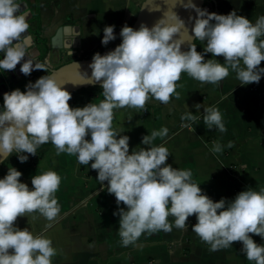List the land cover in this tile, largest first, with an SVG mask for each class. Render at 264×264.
I'll use <instances>...</instances> for the list:
<instances>
[{
  "label": "clouds",
  "instance_id": "obj_1",
  "mask_svg": "<svg viewBox=\"0 0 264 264\" xmlns=\"http://www.w3.org/2000/svg\"><path fill=\"white\" fill-rule=\"evenodd\" d=\"M177 3L197 13L189 18L194 20L191 35L206 42L203 53L194 43L182 51L185 40L180 33L186 25L173 11ZM172 5L152 27L142 23L137 30L125 24L119 34L122 42L105 55L97 52L93 56L90 81L102 88L104 99L99 103L73 108L69 104L72 94L54 73L29 82L26 91L4 93L0 157L7 159L15 152L25 163L29 155H37L38 147L51 142L57 155H74L82 165L91 162L101 190L113 194L118 206H126L113 213L120 217L118 234L125 247L145 232H171L170 216L177 229H186L189 217L195 216L192 231L210 245V251L241 242L247 260L264 264V244L252 238L254 234L264 239V188L256 191L249 187L232 200L214 201L192 180L190 170L167 163L170 153L165 146L153 145L157 137L168 135L167 127L145 135L142 144L148 147L138 146L131 154L130 137L113 128L114 109H145L150 98L162 104H168L173 96L179 99L176 87L182 73L201 83L219 84L231 69L241 86L259 83L264 76V67H260L264 61V16L253 24L235 10L227 15L208 12L193 0H172ZM149 11L161 8L157 4ZM28 15L18 0H0V52L4 53L0 69L5 72L14 71L21 61L20 71L25 76L34 70L48 72L27 53L30 35L23 34L30 27ZM114 29L115 25L104 28L103 45L116 39ZM208 53L213 58L205 60ZM72 55L71 50L69 57ZM220 56L224 63L214 59ZM83 75L87 77V73ZM195 107L199 112L202 105ZM203 107L206 128L226 132L219 110ZM197 118L188 111L181 120ZM212 151L221 152L222 148L215 144ZM21 176L22 172L10 167L0 179V264H52L56 255L52 241L28 228L21 230L16 221L37 212L48 221L54 220L60 212L55 193L61 177L51 170L34 175L29 188Z\"/></svg>",
  "mask_w": 264,
  "mask_h": 264
},
{
  "label": "crops",
  "instance_id": "obj_2",
  "mask_svg": "<svg viewBox=\"0 0 264 264\" xmlns=\"http://www.w3.org/2000/svg\"><path fill=\"white\" fill-rule=\"evenodd\" d=\"M19 1L23 2L21 10L29 12L30 27L25 35H30L31 41L27 53L49 70L67 60L69 49H74L77 56L83 53L85 57L87 52L96 54L105 47L102 39L106 26L115 25L116 34V39L108 45L120 41L122 27L133 23L143 0ZM215 1L224 15L235 10L253 24L264 16V0ZM60 26L66 27L62 35L64 45L71 46L53 48L52 38ZM205 45V41L197 44V51L203 53ZM212 58L211 53L205 55V60ZM27 59L25 56L24 60ZM214 59L224 63L222 56ZM260 67H264V61ZM17 72L19 78L10 81L6 88L0 86V98L6 92L26 88L29 82L47 73L34 70L25 76L20 69ZM101 92L100 86L71 91L69 104L76 108L99 103L104 99ZM176 92L179 99L173 96L168 104L150 98L145 109H114L113 128L130 137V154L138 146L148 147L142 144V138L149 135L148 129H155L154 121L162 118V127H167L169 132L163 139L154 140L153 145L165 146L170 153L167 163L190 170L192 180L214 201L232 200L249 187L256 191L264 188V76L259 83L241 86L231 69L219 84L201 83L182 73ZM197 104L202 105L199 112ZM203 106L219 110L226 132L206 128ZM158 108L161 109L158 111ZM188 111L198 118L182 121L181 117ZM229 143L232 147H228ZM215 144L221 146V152L212 151ZM90 164L82 165L76 156L67 153L57 155L51 143L41 147L37 155L24 164L15 152L0 162V179L10 167L18 170L23 166L20 179L29 188H32L34 175L51 170L61 177L55 193L60 212L54 220L48 221L37 212L16 221L21 230L28 228L34 235L42 234L52 241L56 249L52 264H255L241 251V242L227 249L210 251V245L192 231V225L197 223L195 216L189 217L186 229H177L170 216L171 232H145L133 244L123 246L118 234L120 217L113 213L126 206H118L113 194L101 190L98 173ZM252 238L264 244L260 236L252 234Z\"/></svg>",
  "mask_w": 264,
  "mask_h": 264
},
{
  "label": "water",
  "instance_id": "obj_3",
  "mask_svg": "<svg viewBox=\"0 0 264 264\" xmlns=\"http://www.w3.org/2000/svg\"><path fill=\"white\" fill-rule=\"evenodd\" d=\"M186 2L187 0H185V3ZM193 2L199 8L202 7L203 0H193ZM18 3H20L22 7L23 2L18 0ZM157 4L160 6L161 11H149V9L154 8ZM172 6V0H167V2L166 0H143L139 6L135 20L130 25V27L138 30L142 23L146 24L148 27H152L156 22H158L159 19L163 17V13L165 11H170L172 9ZM173 11H175L185 21L186 27L181 30L180 36L185 40L184 45H182V51H188L189 44L193 43L194 40V35H191V29L194 26V20H190L189 18L197 16V13L193 9H185L179 3H177ZM65 28L66 27L64 26H60L57 29L55 36L52 38L53 48H59L60 46H71L69 43L64 45V41L62 40V35ZM121 42L122 38L117 43L105 46L98 52L101 55H105L108 52L113 51ZM71 50L73 52L71 57L68 56L65 62L50 68L48 72L42 76L48 75V73H54L58 82L61 83L62 87L69 92L91 86H100L99 83L90 81L92 70L89 68V64L92 62V58L95 54L91 56L78 57L75 54L74 49H69L68 55ZM3 58L4 53L0 52V59ZM22 63L23 61H21V64L17 65L14 71L5 72L3 69H0V80L2 81L0 84L1 87L6 88L10 81L20 77L17 71L20 69ZM84 73H87V77L83 75ZM26 90L27 88L24 91ZM4 159V157H0V162Z\"/></svg>",
  "mask_w": 264,
  "mask_h": 264
},
{
  "label": "trees",
  "instance_id": "obj_4",
  "mask_svg": "<svg viewBox=\"0 0 264 264\" xmlns=\"http://www.w3.org/2000/svg\"><path fill=\"white\" fill-rule=\"evenodd\" d=\"M216 13L217 14H221V15H224L222 12H221V10L219 9V7L217 6V3H216ZM202 41L201 40H195V38H194V40H193V43L195 44V45H197V44H199V43H201ZM46 49V48H45ZM102 49V48H101ZM45 52H46V50H44V54H45ZM44 54L42 55V59H43V56H44ZM83 57V56H82ZM36 80H32L31 82L32 83H34ZM26 88H24V89H21V91H24ZM91 96H93L94 95V93H89ZM51 142H49V143H46V144H43V145H41L40 147H38L37 148V152L39 151V149L41 148V147H43V146H45V145H48V144H50ZM32 159V156L31 155H29V159L27 160V162H29L30 160ZM26 163V162H25ZM24 164V163H23ZM23 167V166H22ZM22 167L21 168H19L18 169V171H20L21 172V170H22Z\"/></svg>",
  "mask_w": 264,
  "mask_h": 264
},
{
  "label": "built area",
  "instance_id": "obj_5",
  "mask_svg": "<svg viewBox=\"0 0 264 264\" xmlns=\"http://www.w3.org/2000/svg\"><path fill=\"white\" fill-rule=\"evenodd\" d=\"M201 9H207L208 12L216 13V1L215 0H203ZM2 105H3V98L2 99L0 98V107H2Z\"/></svg>",
  "mask_w": 264,
  "mask_h": 264
},
{
  "label": "rangeland",
  "instance_id": "obj_6",
  "mask_svg": "<svg viewBox=\"0 0 264 264\" xmlns=\"http://www.w3.org/2000/svg\"><path fill=\"white\" fill-rule=\"evenodd\" d=\"M99 50H101V49H99ZM98 50V51H99ZM95 53H89V52H87V54H85L86 56H91V55H94ZM84 57V54L83 53H80V56H78V57ZM66 61V59L64 60V62ZM2 99V98H1ZM161 108H158V111L160 110ZM148 122L149 123H151V119L150 118H148ZM154 125H155V129H152V130H150L149 131V129H148V132H149V135H150V133L152 132V131H159V130H161L163 127H162V125H163V123H162V118L160 119V118H158L156 121H154ZM158 138V137H157ZM156 138V139H157ZM155 139V140H156Z\"/></svg>",
  "mask_w": 264,
  "mask_h": 264
}]
</instances>
